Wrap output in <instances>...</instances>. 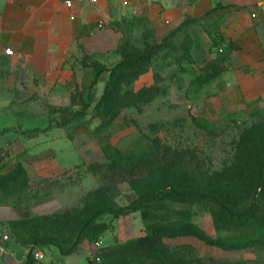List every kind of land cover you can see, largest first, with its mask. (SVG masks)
Returning <instances> with one entry per match:
<instances>
[{
  "label": "rangeland",
  "instance_id": "rangeland-1",
  "mask_svg": "<svg viewBox=\"0 0 264 264\" xmlns=\"http://www.w3.org/2000/svg\"><path fill=\"white\" fill-rule=\"evenodd\" d=\"M192 37L185 25L159 31L143 19L132 21L120 33L125 44L119 57L105 66L148 52L150 56L110 81L104 99L108 73L91 88L94 70L78 68L81 89L72 96L78 107L58 113L65 121L58 126L67 131L78 158H36L35 166H45L53 174L29 178L23 157V176L0 179L4 203L28 204L60 193L73 202L23 221L24 228L33 230H26L30 237L68 247L96 211L127 205L143 193L171 186L214 192L238 211L247 209L258 192L257 207L246 219L229 217L209 201L150 199L138 212L101 216L92 231L96 239L86 237L76 252L85 253L88 263L92 256L99 257L98 264L264 262V182L259 185L264 96L232 112L201 114L199 101L215 76L216 58L195 62ZM142 71L149 80L139 87ZM88 99L91 104L84 109ZM202 235L222 244H208ZM37 248L49 253L50 247ZM240 259L245 261L237 262ZM42 263L48 264L46 259Z\"/></svg>",
  "mask_w": 264,
  "mask_h": 264
},
{
  "label": "crops",
  "instance_id": "crops-1",
  "mask_svg": "<svg viewBox=\"0 0 264 264\" xmlns=\"http://www.w3.org/2000/svg\"><path fill=\"white\" fill-rule=\"evenodd\" d=\"M135 19L159 31L185 25L193 34L195 62L223 58L222 71L199 101L201 114L232 112L264 96V0H133L126 5L122 0H0V175L14 171L24 157L29 178H47L53 171L35 166L34 159L78 158L67 131L58 126L65 122L58 113L78 107L72 96L81 89L78 68L84 59L103 66L114 62L125 44L120 33ZM5 49L12 54L5 55ZM147 80L141 74L136 84L142 87ZM67 197L2 203L0 230L66 208L73 203ZM41 253L48 264H90L78 251L62 256L50 247ZM42 260L29 261V249L12 236L0 240V264Z\"/></svg>",
  "mask_w": 264,
  "mask_h": 264
},
{
  "label": "trees",
  "instance_id": "trees-1",
  "mask_svg": "<svg viewBox=\"0 0 264 264\" xmlns=\"http://www.w3.org/2000/svg\"><path fill=\"white\" fill-rule=\"evenodd\" d=\"M150 56V52L140 55L134 60L129 59H123L114 64L111 67L103 66L99 63H96L94 61H90L88 59H84L83 66L91 67L94 70V79L91 84V88L96 86L98 83L99 78L106 72L108 73V81L105 84L104 92L101 97V99H104L107 95V89L110 81H112L120 72L128 69L136 68L139 64L145 62L148 60ZM223 58L217 57L214 61L216 64L215 66V77L222 71L223 69ZM143 73L139 72L138 75H141ZM90 99L86 101V104L84 106V109H87L90 106ZM20 163L18 162L16 168L14 171H12L10 174L7 175H0L1 180L6 179H12L15 180L21 175H24L23 171H20ZM264 182V160L260 164L259 167V185ZM260 187V186H259ZM163 197H169V198H188V199H199L204 201L212 202L216 205H218L221 210L225 213V215L237 219H246L250 215L253 214L254 210L257 207L258 197L259 193L257 192L250 204V206L242 211L235 210L232 208L224 199H222L218 194L214 192L204 191L200 189H186V188H177L174 186H171L167 189H160L157 191H152L149 193H143L141 196H139L136 200L132 201L131 203L127 205L122 206H113V207H106L103 209H100L96 211L93 215H91L88 219H86L80 226L79 231L76 233V235L73 237L71 244L68 247H65L61 243L57 242L53 239H39L34 236L30 237V233H28L26 230L30 231L32 233L33 230L26 229L23 226V221L26 220H19L9 223L8 229L9 234L12 236L16 242L21 244L22 246H25L29 249V261H32L33 259V251L35 250V247L38 245H47L49 247H52L57 250V252L62 256H68L76 252L78 246L81 244V242L88 237L89 240L94 241L97 237L96 234H92V231L94 227L96 226V221L105 214H112L115 217L127 215L130 213L138 212L142 209L143 205L146 201L150 199H158ZM4 202L0 201V204ZM14 203V202H13ZM16 204V203H14ZM98 229H103V226H98ZM203 239L211 245H220L222 244L221 241L213 240L209 237H206L204 235ZM92 264V260L90 261Z\"/></svg>",
  "mask_w": 264,
  "mask_h": 264
},
{
  "label": "built area",
  "instance_id": "built-area-1",
  "mask_svg": "<svg viewBox=\"0 0 264 264\" xmlns=\"http://www.w3.org/2000/svg\"><path fill=\"white\" fill-rule=\"evenodd\" d=\"M92 3H97L98 0H90ZM130 1H133V0H122V3L124 5H126L127 3H129ZM221 51V50H220ZM4 53L5 55H11L12 54V51L10 49H5L4 50ZM10 234H9V229H1L0 230V240H7L9 238ZM33 258L36 260V261H41L43 259V255L41 252H33ZM91 260H92V264H98L100 262V258L97 257V256H92L91 257ZM41 264V263H39Z\"/></svg>",
  "mask_w": 264,
  "mask_h": 264
}]
</instances>
